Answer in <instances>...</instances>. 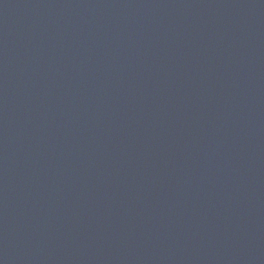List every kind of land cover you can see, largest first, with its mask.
Returning <instances> with one entry per match:
<instances>
[{
  "label": "water",
  "instance_id": "obj_1",
  "mask_svg": "<svg viewBox=\"0 0 264 264\" xmlns=\"http://www.w3.org/2000/svg\"><path fill=\"white\" fill-rule=\"evenodd\" d=\"M0 264H264V0H0Z\"/></svg>",
  "mask_w": 264,
  "mask_h": 264
}]
</instances>
